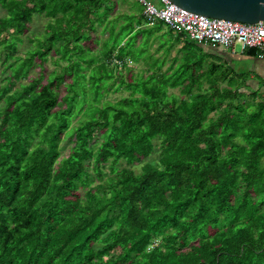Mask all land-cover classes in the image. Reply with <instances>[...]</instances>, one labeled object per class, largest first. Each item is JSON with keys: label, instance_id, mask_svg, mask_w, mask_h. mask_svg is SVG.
<instances>
[{"label": "trees", "instance_id": "obj_1", "mask_svg": "<svg viewBox=\"0 0 264 264\" xmlns=\"http://www.w3.org/2000/svg\"><path fill=\"white\" fill-rule=\"evenodd\" d=\"M119 3L0 0V264H264V100Z\"/></svg>", "mask_w": 264, "mask_h": 264}, {"label": "built area", "instance_id": "obj_2", "mask_svg": "<svg viewBox=\"0 0 264 264\" xmlns=\"http://www.w3.org/2000/svg\"><path fill=\"white\" fill-rule=\"evenodd\" d=\"M133 1L141 6L142 20L146 26L152 27L156 23H162L174 33H184L189 40L197 44L229 50L232 53L235 46L239 45L241 52L253 49L260 57L264 55L263 26L195 16L179 10L166 0H157L158 7L150 0Z\"/></svg>", "mask_w": 264, "mask_h": 264}, {"label": "water", "instance_id": "obj_3", "mask_svg": "<svg viewBox=\"0 0 264 264\" xmlns=\"http://www.w3.org/2000/svg\"><path fill=\"white\" fill-rule=\"evenodd\" d=\"M199 17L264 27V0H166Z\"/></svg>", "mask_w": 264, "mask_h": 264}, {"label": "rangeland", "instance_id": "obj_4", "mask_svg": "<svg viewBox=\"0 0 264 264\" xmlns=\"http://www.w3.org/2000/svg\"><path fill=\"white\" fill-rule=\"evenodd\" d=\"M152 3H154L157 7L159 6L157 0H150ZM130 8L132 10H134L135 12L137 13H140V11H142V8L139 4L135 3L133 0H127V3H119L116 8H115V11L110 13L111 16L115 15V14H122V13H127V12H130ZM44 25V19L43 18H40V17H36L33 21V24L31 25V30L34 31V32H38L39 29L42 28V26ZM165 29H167L164 25H163V30L162 32L165 31ZM160 34V33H159ZM102 39H104V36L101 37ZM25 44L27 45V43L24 42V45L23 46H20L19 49H20V52H23V50H25ZM157 45V42L154 43V47ZM209 51V50H208ZM218 52L217 54H219L220 56H223L222 53H220L217 50H213L212 52ZM234 52L235 54H241V51H240V47L239 45H236L235 46V49H234ZM160 54V53H158ZM209 60V59H208ZM210 61V60H209ZM214 61H216L214 59ZM224 61L230 63L231 67H233L234 71L240 73V74H244V73H247L248 72V68H247V64L243 61H237L235 58L230 61L229 57L226 55L225 58H224ZM128 65L132 66L134 69L135 72H137L139 69L141 70V66L139 65H134V64H131L130 62H128ZM46 68L47 70H55L56 72L59 71V69H56V67H54L50 61H48L46 63ZM1 71V70H0ZM244 72V73H242ZM246 77V75H245ZM260 81V78H256L255 79V82H259ZM2 83V76L0 75V84ZM113 83V82H110V84ZM175 94H178V91L174 90L173 91ZM127 94L123 91L121 92H118L116 94H113V93H109L107 96H106V99L109 100V101H116L124 96H126Z\"/></svg>", "mask_w": 264, "mask_h": 264}, {"label": "crops", "instance_id": "obj_5", "mask_svg": "<svg viewBox=\"0 0 264 264\" xmlns=\"http://www.w3.org/2000/svg\"><path fill=\"white\" fill-rule=\"evenodd\" d=\"M203 48L206 51L207 50L213 51V50L218 49V51L223 54V56H220L218 54V57L222 58L223 60L225 56L227 55L230 61H232L235 58L237 61L245 62L247 64L248 72L247 73L242 72V73L246 75L245 85H246V88L248 89V93L257 92L259 98H262L264 100V55L260 57L258 54H248L243 51L241 52V54H235V52L232 53L229 50H224L221 48H212L209 46H203ZM211 53H214V52H211ZM175 54L176 52H172L170 55V58L173 57ZM256 78H260V81L255 82Z\"/></svg>", "mask_w": 264, "mask_h": 264}]
</instances>
